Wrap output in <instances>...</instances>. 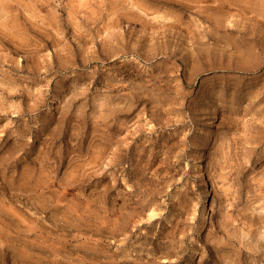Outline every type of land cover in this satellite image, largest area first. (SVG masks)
Returning a JSON list of instances; mask_svg holds the SVG:
<instances>
[{
    "label": "rangeland",
    "instance_id": "obj_1",
    "mask_svg": "<svg viewBox=\"0 0 264 264\" xmlns=\"http://www.w3.org/2000/svg\"><path fill=\"white\" fill-rule=\"evenodd\" d=\"M0 264H264V0H0Z\"/></svg>",
    "mask_w": 264,
    "mask_h": 264
},
{
    "label": "bare ground",
    "instance_id": "obj_2",
    "mask_svg": "<svg viewBox=\"0 0 264 264\" xmlns=\"http://www.w3.org/2000/svg\"><path fill=\"white\" fill-rule=\"evenodd\" d=\"M181 5V4H180ZM185 7V6H184Z\"/></svg>",
    "mask_w": 264,
    "mask_h": 264
}]
</instances>
